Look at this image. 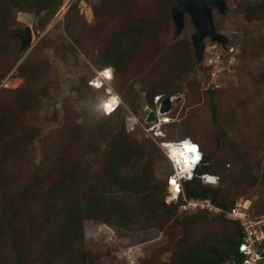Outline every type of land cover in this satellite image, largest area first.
Returning <instances> with one entry per match:
<instances>
[{"label": "rangeland", "instance_id": "obj_1", "mask_svg": "<svg viewBox=\"0 0 264 264\" xmlns=\"http://www.w3.org/2000/svg\"><path fill=\"white\" fill-rule=\"evenodd\" d=\"M177 1L80 0L62 17L44 11L31 23V46L21 49L14 33L29 23L19 15L27 9L15 23L3 21L0 0V53L16 61L9 68L0 60V264H170L189 235L212 242L231 236L235 224L210 212L149 210L165 192L170 166L153 138L140 128L127 131L126 118H141L153 107V93L178 86L181 100L165 114L164 133L189 136L212 153L210 171L219 183L208 187H218L220 199L232 204L246 197L264 213V0H225V12L214 13L217 31L229 38L223 57L230 66L213 93L206 91L209 70L198 62L188 14L177 31ZM6 7L16 10L13 2ZM106 64L124 116H103L105 94L87 83ZM119 145L153 154L117 162L120 172L138 176L137 186L145 180L148 187L128 195V211L115 213L97 203V180L116 161ZM70 212L85 218L76 223L80 241L74 245L63 219ZM104 226L112 232L101 236Z\"/></svg>", "mask_w": 264, "mask_h": 264}, {"label": "trees", "instance_id": "obj_2", "mask_svg": "<svg viewBox=\"0 0 264 264\" xmlns=\"http://www.w3.org/2000/svg\"><path fill=\"white\" fill-rule=\"evenodd\" d=\"M2 1H3V5L5 6H2L1 8L5 10V15L1 16V19L5 21L11 18L12 19L14 18L12 23L16 22L17 13L19 11L26 10V9L34 12L36 15L35 16L36 19L40 18L44 11L45 13L47 12V16H53L59 10L63 2V0H23V1L19 0L18 2H16V0H10V2L9 0H2ZM12 2L16 4V10L14 9L11 11L10 8L9 10L7 9L6 3L11 6ZM77 3L78 2H76L70 9L78 5ZM68 11L66 13H68ZM128 27L129 26L127 25V28ZM6 32L10 33V31L8 30H6ZM118 41L121 42L120 37L117 39V43ZM7 45L13 46V41L10 40V43H7ZM226 45L224 47H226ZM220 47L221 49L224 50V47L221 46V44H220ZM204 54H205V51L203 53V56H205ZM0 60L7 63L6 65L9 68H11V66H14L16 63V61L11 62L8 59H6V56L4 55V53H0ZM198 62L201 65V67H203L202 65H204V57H202L201 61L198 60ZM224 63L226 65L228 64V62L225 61V58H224ZM105 67H108V65L106 64L101 69ZM224 71L226 72L227 70L225 69ZM208 76L205 75L204 77H208ZM199 78H202V77L199 76ZM88 81L89 79L87 80V83H89ZM89 87H91L93 90H101L105 94L103 98H101V100L99 101V109L103 116L107 117L112 114H118V113L124 116L127 113L126 108L121 106L119 110L113 112L112 114H106L103 110V103L105 101V97L107 96L106 95L107 93L104 91L103 88L97 89L96 87L92 85H90ZM219 87L211 88L206 91L213 93L215 89H218ZM181 89L182 88L178 86V89L174 91L173 93L165 94L160 91L157 93H153L151 95L152 96L151 103L154 104V98L158 94H162L163 97L170 96L172 97L173 101H175V99L180 96ZM212 114H213L214 120L217 121V107L215 103H212ZM219 129L221 132H224L220 125H219ZM119 133L114 134L112 139L118 136ZM185 137H189V136H185ZM123 143H125V141H123ZM117 147H116L115 153H113L115 154L116 161L113 162L112 165L108 166L106 168L107 171L104 170V172L100 175L99 179L97 180V189H98L97 193L99 194V196H97V203L100 202L99 204H101L102 202L103 204L109 205L110 209H113L115 213H118L119 210L122 212L128 211L130 207V204H128V201H129L128 195L130 193H134V194L141 193L143 189L148 187V183L145 180L144 181L141 180L140 182L141 186H137L138 176L129 175L125 173L124 171L120 172L118 169L119 166L117 165V162H120V163L129 162V160L133 156L140 155V154H145L148 156H152L153 154V152L151 153L149 151H146L147 149L146 147L142 148L140 147V145H133V146H129V145L120 146L119 145V147L118 148ZM212 156H213L212 153H205L204 163L198 169L199 172L211 170L212 166L210 165V162L212 160ZM117 159H120V160H117ZM146 170H145V174L147 173ZM170 175H171V171L167 173L166 178H165V182H164L165 192L164 193L162 192V194L160 195V199L158 198L159 201L154 200L155 202L153 203V206H150L149 210H152L151 212L153 214L156 213L159 206H162L164 209H166V211L167 209H172V208H175L176 210L180 211L179 205L181 204V201L177 203L167 202V199H166L167 184H168ZM147 177H148V174L146 175V178ZM261 178L264 180V174H262ZM60 184L63 185L61 182ZM208 186L210 185L206 186V185L201 184V181L199 178H194L192 181L185 182V191L189 198L209 197L212 199V201L216 205L221 206L224 210H228L234 206L235 201L232 204H228L225 200H222L217 196L218 187H208ZM151 195H152V192L145 194V197L149 198L151 197ZM120 198L123 201H120L121 200ZM197 211L199 213L207 214L208 212H210L212 214H215L214 212L208 211L206 209L196 210L195 212ZM251 211L253 215L264 214V213H256L253 209V205L251 207ZM70 214L71 212L66 214L65 218L63 219L64 221L68 223L66 230L69 233V235L67 236L69 245H74L77 241H80V238L78 237L79 229H76V223L82 224V221L85 218L82 212L79 213V216L78 214L77 215L73 214V216L70 217ZM215 215L220 216V218L224 219L225 221L233 222L235 224L234 225L235 231L230 233L231 236H223L222 237L223 239L221 240L218 239L217 242L215 241L212 242L209 240L208 236H202V237L200 236V237H197L191 240L190 235H189L188 237L180 241V244H179L180 255L177 256L175 261L170 264H226L228 261H233V260L239 261L242 259V254L239 251V244L243 241V237H244V230L242 226L239 224V222L226 218L224 215V212L222 214H215ZM163 222L168 223V218L164 217ZM104 223L106 224V226H108V224L110 223V218H107V217L104 218ZM127 228H131V226L128 225ZM114 233H115V236H118L119 230H115ZM101 236H104V234L101 233Z\"/></svg>", "mask_w": 264, "mask_h": 264}, {"label": "built area", "instance_id": "obj_3", "mask_svg": "<svg viewBox=\"0 0 264 264\" xmlns=\"http://www.w3.org/2000/svg\"><path fill=\"white\" fill-rule=\"evenodd\" d=\"M79 0H63L57 15L62 17L66 12ZM209 47L208 54H204L205 60L204 63L208 67L209 76L205 79L204 82L206 89L216 88L220 86L218 79L223 74V71L228 68L229 63L226 65L224 63L223 49L217 43H211L206 46ZM105 71L110 72L111 78H106L104 75ZM113 70L112 68H105L97 72V75L90 80V84L94 85L96 88H105L107 92L110 93L105 104L111 105L110 111H116L120 107L121 98L117 93L112 92L109 88L111 81L113 80ZM99 85V87H97ZM115 94V96H113ZM160 96H156L155 100L158 102ZM113 98V100L111 99ZM106 112H109L106 110ZM132 113V112H131ZM134 114V113H133ZM140 122V119L137 116H129L126 118L127 130L132 131L136 128V125ZM162 120L159 119L157 122L145 126L143 123L145 131L152 137L162 134L160 125ZM189 141L191 144L196 145L198 148V155L202 154L198 143L190 139L175 140L171 142L161 141V146L169 157L170 161L173 164L174 172L170 178V184L168 187L167 201H181L180 208L184 210H194V209H208L209 211H214L220 213L223 211L222 208L216 206L211 199L207 198H188L184 192V179L191 177V173L186 174L185 166L191 165L195 160L197 153L189 152L187 153L188 158L191 160V163H185L184 157L181 155L179 160V155H173V151L183 152V141ZM200 158V155H199ZM184 167H183V166ZM175 181V183H172ZM226 215L232 218L237 219L243 227L244 237L243 241L240 244V251L243 253L241 261H234L232 264H264V221L263 219H254L250 216L248 211V202L238 201L236 205L230 211H226Z\"/></svg>", "mask_w": 264, "mask_h": 264}, {"label": "water", "instance_id": "obj_4", "mask_svg": "<svg viewBox=\"0 0 264 264\" xmlns=\"http://www.w3.org/2000/svg\"><path fill=\"white\" fill-rule=\"evenodd\" d=\"M227 3L225 0H178L172 7V16L176 24L177 31L180 32L185 25L184 18L188 14L196 28L192 35L194 49L196 51L198 60L203 57V50L205 47V38H210L213 41L220 42L225 46L229 42V38L217 31L214 22L215 12H225ZM29 20L20 31L14 33L21 41V49L29 48L33 40V31L31 23L35 18V13L32 11H22L19 14ZM181 97L176 98V102H180ZM172 108V97L166 96L161 100L160 111L169 112ZM155 119V112H149L146 120L148 122ZM102 232L104 234L112 232L108 227L104 226Z\"/></svg>", "mask_w": 264, "mask_h": 264}, {"label": "clouds", "instance_id": "obj_5", "mask_svg": "<svg viewBox=\"0 0 264 264\" xmlns=\"http://www.w3.org/2000/svg\"><path fill=\"white\" fill-rule=\"evenodd\" d=\"M80 1V0H79ZM210 40V41H209ZM209 41V42H208ZM208 41L207 42H205V47L206 46H208V45H210L211 43H217L219 46H220V42H218V41H213V40H211L210 38L208 39ZM221 46H223L222 44H221ZM205 47H204V50H203V53H204V51H205ZM105 68H112V67H105ZM105 68H103V69H105ZM103 69H100L99 71H101V70H103ZM113 70V69H112ZM113 74H114V72H113ZM97 75V74H96ZM95 75V76H96ZM94 76V77H95ZM93 77V78H94ZM92 78V79H93ZM113 78H114V76H113ZM91 79V80H92ZM89 84H90V80H89ZM90 85H92V84H90ZM92 86H94V85H92ZM95 87V86H94ZM109 88L112 90V92H114V93H117L119 96H120V94L118 93V92H116L114 89H113V87H112V81H111V85L109 86ZM97 89H102V88H97ZM103 89L105 90V92L107 93L106 95V97H105V101H104V103H103V110H104V112L106 113V114H112L113 112H115V111H109V112H106V110H105V108H104V105H105V102H106V100H107V98H108V96L110 95V93L109 92H107L106 91V89L103 87ZM113 96H115V94H113ZM157 96V95H156ZM156 96H155V98H156ZM158 96H160L159 98H160V100L158 101V102H156V100H155V98H154V104H153V107H149V106H147L146 108H145V113H144V115L140 118L139 117V119H140V122L136 125V128L134 129V130H136L137 128H140V130H142V131H144L145 132V134L146 135H148L149 137H151V138H153L157 143H158V145L160 146V148L162 149V151H163V153H164V156L166 157V159H167V161H168V163H169V166H170V170H169V172L171 171V175H170V177H169V181H168V184H167V194H166V196L168 195V187H169V184H170V178H171V176H172V174H173V172H174V167H173V164H172V162L170 161V159H169V157L167 156V154H166V152L164 151V149L162 148V146H161V141H165V142H171V141H175V140H182V139H190V140H192V141H195L196 143H198V145H199V148H200V150H201V152H202V154H199L200 155V158L197 160H195L191 165H188V166H185V169H186V174H188V172H190L191 173V177L189 178V177H187L186 179H184V185H183V187H184V192H185V194H186V191H185V182H187V181H192L194 178H199L200 179V181L203 183V184H205V185H217L218 183H219V176L217 175V174H215V173H213V172H211V171H203V172H199L198 171V169L201 167V165L204 163V156H205V152H204V150L202 149V146H201V144L197 141V140H195V139H192L191 137H174V138H169V137H167V135L164 133V131H163V129H162V126H163V124L164 123H168L169 121H170V118L168 117V116H166L165 114H167L168 112H161L160 111V103H161V100L164 98L163 96H162V94H158ZM120 98H121V96H120ZM121 101H122V98H121ZM172 103H173V99H172ZM122 106V102L120 103V107ZM119 107V108H120ZM119 108L117 109V110H119ZM172 109V108H171ZM116 110V111H117ZM130 110V109H129ZM151 111H154L155 112V119H153L152 121H150V122H148L147 120H146V118H147V116H148V114H149V112H151ZM135 114V113H134ZM159 119H161L162 120V123H161V125H160V129H161V131H162V134L161 133H158L159 135H157V136H155V137H152V136H150L146 131H145V129H144V127L142 126V124L141 123H143L145 126H149V125H151V124H153V123H155V122H157ZM134 130H132V131H134ZM128 131V130H127ZM132 131H128V132H132ZM183 166V165H182ZM184 167V166H183ZM186 196H187V194H186ZM188 197V196H187ZM189 198V197H188ZM166 199H167V197H166ZM195 199H198V198H195ZM207 199H211V198H209V197H207ZM247 202H248V211H249V213H250V216L252 217V218H254V219H263V221H264V214H260V215H253L252 214V211H251V207H252V201L249 199V198H244ZM212 200V199H211ZM167 202H175V201H167ZM177 202H179V201H177ZM177 202H175V203H177ZM213 202V201H212ZM238 202V200H236L235 201V204H234V206L236 205V203ZM214 203V202H213ZM215 204V203H214ZM181 205V204H180ZM180 205H179V210L181 211V212H191V211H196V210H202V209H194V210H184V209H182V208H180ZM216 205V204H215ZM216 206H218V205H216ZM233 206V207H234ZM218 207H220V208H222L221 206H218ZM233 207L232 208H230V209H228V210H224L223 208V211L222 212H218V213H216V212H214V211H211V212H214L215 214H222L223 212H224V215H225V217L226 218H228V219H232V220H234V221H237V222H239L237 219H235V218H232V217H229V216H227L226 215V211H230L231 209H233ZM206 210H208V209H206ZM209 211V210H208ZM239 224H240V222H239ZM241 225V224H240ZM242 226V225H241ZM243 228V227H242ZM102 230H103V227H102ZM103 233V232H102ZM104 234V233H103ZM241 244V243H240ZM240 244H239V251H240ZM240 253L242 254V256H244L243 255V253L240 251ZM242 260V259H241ZM241 260H239V261H241ZM234 261H237V260H233V261H228L226 264H232Z\"/></svg>", "mask_w": 264, "mask_h": 264}, {"label": "snow or ice", "instance_id": "obj_6", "mask_svg": "<svg viewBox=\"0 0 264 264\" xmlns=\"http://www.w3.org/2000/svg\"><path fill=\"white\" fill-rule=\"evenodd\" d=\"M104 75L106 76V78H109V79L111 78V74L108 71H105ZM97 87H99V85H97ZM104 108H105V110L110 111L111 110V105L110 104H105ZM182 143H183V152L178 153L176 150H174L173 151V155H177V154L183 155L184 162L185 163H191V160L188 158L187 153L196 152L197 153L196 159L198 160L199 159V155H198L197 146L191 144L189 141H186V140L183 141ZM172 183H175V181H172Z\"/></svg>", "mask_w": 264, "mask_h": 264}, {"label": "bare ground", "instance_id": "obj_7", "mask_svg": "<svg viewBox=\"0 0 264 264\" xmlns=\"http://www.w3.org/2000/svg\"><path fill=\"white\" fill-rule=\"evenodd\" d=\"M111 99L113 100V98H111ZM178 153H180V152H178ZM177 155H179V157H178V158H179V160H180V157H181V155H180V154H177Z\"/></svg>", "mask_w": 264, "mask_h": 264}]
</instances>
